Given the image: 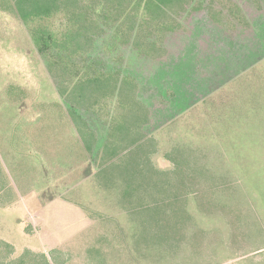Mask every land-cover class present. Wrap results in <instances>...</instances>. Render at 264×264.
<instances>
[{"label":"rangeland","instance_id":"obj_1","mask_svg":"<svg viewBox=\"0 0 264 264\" xmlns=\"http://www.w3.org/2000/svg\"><path fill=\"white\" fill-rule=\"evenodd\" d=\"M198 2L191 6L199 10L172 17L168 35L154 29L155 50L145 58L115 44L110 32L87 53H71L63 43L70 15L23 23L11 1L0 0V264H146L140 240L128 233L131 206L97 178L114 159L105 158L114 149L110 124L129 106L106 96L69 105L58 89L69 90L78 76L126 78L137 102L170 118L142 131L149 140L138 157L161 172L180 170L173 194L189 196L202 232L192 230L181 247L172 231L174 255L188 256L185 264H264V249L257 251L264 248V49L233 47L240 29L222 28V0ZM248 53L260 59L242 70ZM186 59L191 67L178 77ZM184 92L191 107L178 114L164 97L173 102ZM251 107L254 118L227 127L234 136L222 139V115ZM201 165L222 178L212 181ZM240 191L256 198L244 209L229 203ZM245 210L253 219L243 218ZM198 237L204 245L192 247Z\"/></svg>","mask_w":264,"mask_h":264},{"label":"trees","instance_id":"obj_2","mask_svg":"<svg viewBox=\"0 0 264 264\" xmlns=\"http://www.w3.org/2000/svg\"><path fill=\"white\" fill-rule=\"evenodd\" d=\"M10 1L17 17L23 23L48 19L56 14L70 15L73 25L70 32L63 35V43H68L67 49L71 53H87L97 38H102L107 35V32H110L115 44L119 43L121 46L129 47L139 56L145 58L149 57V52L152 53L155 50L154 29H157L162 35H168L176 28V26H173L174 20L171 21L174 15L179 16L185 12L189 13L190 10H199V8L191 6L195 0ZM209 1L213 3L214 0ZM142 29L149 31L143 33ZM51 38L50 36L49 39ZM143 47L145 50H143ZM241 53L244 54V51L241 50ZM245 55L247 54L245 53ZM248 57L251 58L252 55L248 53ZM254 58L257 61L260 59L258 55L254 56L250 60L251 64L240 65L242 70L254 65ZM181 65V69L178 70V67L175 69L178 77L180 75L185 76L186 71L191 67L187 59ZM75 79L77 82L73 83L69 90L63 87L58 89L60 97L69 105L74 104V106L81 107L91 103L96 98L106 96L122 101L125 106L126 104L129 106L121 120L113 121L110 124L109 132L112 140L110 147L114 149L110 150L111 148L107 147L108 154L105 155V158L113 157L114 159L103 162L101 170L97 173V178L102 183L101 185L113 189L125 204L131 206L128 216L135 218L132 219L131 223H128L129 230L131 229V232L128 233L137 236L140 240V246H135L141 248L142 255L140 256L146 260V264H185L184 262L188 259V256L179 260L172 252V246L175 247L176 242H181V247H186L188 243L187 236L191 231L202 232V230L193 222L185 204L189 196L187 197L185 193L173 194L176 188L172 176L180 174V170L177 169L176 165L175 169L168 171L169 173L161 172L150 165L149 160L144 161L141 156L138 157L144 147L143 142L149 140L145 138L142 131L144 129L148 131L151 124H153L151 128L157 130L170 118L159 116L158 113L151 110L153 107L149 109L144 104L137 102V96L134 94L137 87L126 78H119L118 76L79 78L78 76ZM166 79L168 80V78ZM187 94L184 92L176 97L173 102H171V98L164 97V99H167L170 108L177 109V113L182 114L191 107V97ZM252 97L250 99L254 103V96ZM241 111L242 113H240ZM71 115L73 114L71 113ZM251 118H254L253 107L248 110L246 108H242L240 111L237 110L236 114L230 116V118H224L222 115V135L224 134L227 137L222 139L229 141L234 136V131H230L227 127L236 125L240 119ZM225 122L227 124H224ZM118 148H123L127 156L118 158V155L122 154V152H116ZM185 154V152L181 153L179 159L188 164ZM201 166L200 172L212 181H215L218 177L222 178V176L207 172L206 165ZM262 166L264 167V164L260 168ZM224 169H227V167H224ZM213 193V201L220 203L221 192L215 191ZM238 193L240 194L236 195L235 203L229 202L238 209L247 208L244 204L246 205L248 200H256V198H250L247 193L241 191ZM241 196L242 198H240ZM256 197L259 199L260 196L256 193ZM121 200L120 202L123 204ZM231 204L227 206L230 207ZM243 212L244 219H253L252 212L247 210ZM172 231L176 232V238L179 237V240L173 242L174 245L171 243ZM193 240L194 243L190 242L192 247H199L205 243L204 237Z\"/></svg>","mask_w":264,"mask_h":264},{"label":"crops","instance_id":"obj_3","mask_svg":"<svg viewBox=\"0 0 264 264\" xmlns=\"http://www.w3.org/2000/svg\"><path fill=\"white\" fill-rule=\"evenodd\" d=\"M224 26L240 29L235 39H230L233 47L247 49L253 44L255 48L264 49V0H222V28ZM245 33L250 34V38ZM241 37L245 38L238 40Z\"/></svg>","mask_w":264,"mask_h":264}]
</instances>
